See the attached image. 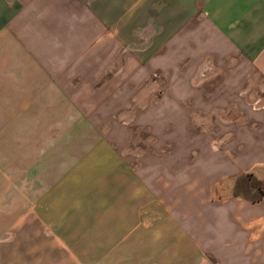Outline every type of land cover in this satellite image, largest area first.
<instances>
[{
	"label": "crops",
	"instance_id": "0c3cea01",
	"mask_svg": "<svg viewBox=\"0 0 264 264\" xmlns=\"http://www.w3.org/2000/svg\"><path fill=\"white\" fill-rule=\"evenodd\" d=\"M264 0H0V264H264Z\"/></svg>",
	"mask_w": 264,
	"mask_h": 264
},
{
	"label": "trees",
	"instance_id": "16d2710c",
	"mask_svg": "<svg viewBox=\"0 0 264 264\" xmlns=\"http://www.w3.org/2000/svg\"><path fill=\"white\" fill-rule=\"evenodd\" d=\"M233 193L244 195L253 201L259 200L264 194V182L257 181L251 174L241 176L235 182Z\"/></svg>",
	"mask_w": 264,
	"mask_h": 264
}]
</instances>
